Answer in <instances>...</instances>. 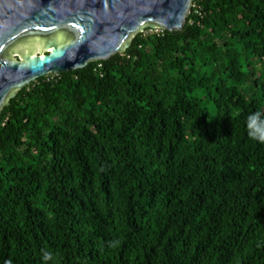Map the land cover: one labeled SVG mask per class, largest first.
Returning a JSON list of instances; mask_svg holds the SVG:
<instances>
[{"label":"trees","instance_id":"1","mask_svg":"<svg viewBox=\"0 0 264 264\" xmlns=\"http://www.w3.org/2000/svg\"><path fill=\"white\" fill-rule=\"evenodd\" d=\"M257 111L264 0L37 79L0 111V264H264Z\"/></svg>","mask_w":264,"mask_h":264},{"label":"water","instance_id":"2","mask_svg":"<svg viewBox=\"0 0 264 264\" xmlns=\"http://www.w3.org/2000/svg\"><path fill=\"white\" fill-rule=\"evenodd\" d=\"M194 0H0V111L37 79L130 48L147 28L182 31Z\"/></svg>","mask_w":264,"mask_h":264},{"label":"clouds","instance_id":"3","mask_svg":"<svg viewBox=\"0 0 264 264\" xmlns=\"http://www.w3.org/2000/svg\"><path fill=\"white\" fill-rule=\"evenodd\" d=\"M246 128L248 136L251 140L264 143V113L257 111L250 114L246 120ZM50 258L51 253H43V259L45 261Z\"/></svg>","mask_w":264,"mask_h":264},{"label":"rangeland","instance_id":"4","mask_svg":"<svg viewBox=\"0 0 264 264\" xmlns=\"http://www.w3.org/2000/svg\"><path fill=\"white\" fill-rule=\"evenodd\" d=\"M152 30H155V29H152ZM145 31V30H144ZM134 37H135V35L131 38V42H132V40L134 39Z\"/></svg>","mask_w":264,"mask_h":264},{"label":"built area","instance_id":"5","mask_svg":"<svg viewBox=\"0 0 264 264\" xmlns=\"http://www.w3.org/2000/svg\"><path fill=\"white\" fill-rule=\"evenodd\" d=\"M155 30L158 32L160 29L157 28V29H155Z\"/></svg>","mask_w":264,"mask_h":264}]
</instances>
